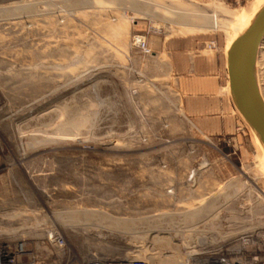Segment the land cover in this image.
I'll return each instance as SVG.
<instances>
[{
    "label": "rangeland",
    "instance_id": "1",
    "mask_svg": "<svg viewBox=\"0 0 264 264\" xmlns=\"http://www.w3.org/2000/svg\"><path fill=\"white\" fill-rule=\"evenodd\" d=\"M262 1L0 0V239L55 221L82 254L167 258L194 250L225 216L244 221L239 206L264 215L259 143L235 107L232 136L197 129L183 110L193 67L177 80L160 50L199 32L201 51L218 53ZM169 10H216L229 24L199 27Z\"/></svg>",
    "mask_w": 264,
    "mask_h": 264
},
{
    "label": "built area",
    "instance_id": "2",
    "mask_svg": "<svg viewBox=\"0 0 264 264\" xmlns=\"http://www.w3.org/2000/svg\"><path fill=\"white\" fill-rule=\"evenodd\" d=\"M139 43L145 53H151L145 42ZM259 85L264 94V75L260 76ZM239 210L244 221L235 223L229 216L218 219L216 231L201 237L197 253L186 264H264V225L250 227V222L262 221L264 215L254 211L253 206L242 205ZM246 215L251 217L250 222ZM17 230V234L26 231ZM28 232L30 239L23 234L7 236L10 240L0 239V264H149L134 255L112 259L93 251L77 252L55 221L31 227Z\"/></svg>",
    "mask_w": 264,
    "mask_h": 264
},
{
    "label": "crops",
    "instance_id": "3",
    "mask_svg": "<svg viewBox=\"0 0 264 264\" xmlns=\"http://www.w3.org/2000/svg\"><path fill=\"white\" fill-rule=\"evenodd\" d=\"M200 6H205L212 2H228L229 0H183ZM264 5V0L250 15H253ZM190 10V9H189ZM193 11V23L199 27H203V23L210 21H218L221 24H229L219 19L218 13L202 12L201 10ZM171 15L177 17L179 14L173 10H169ZM183 15V14H182ZM181 14L179 20L186 21ZM187 16V15H184ZM197 17H200L197 19ZM189 22V21H188ZM198 34H181L170 36L161 44V54L167 58L170 65L171 73L181 82L186 79L184 77L183 66L192 65L194 73L193 96L184 107V114L193 125L199 129L204 135L210 137H226L232 136L235 132L237 118L236 111L233 106L232 97L229 90V76L227 69L226 52L232 44L233 37L229 44L224 42L223 50L216 53L206 54L202 52V37ZM226 40V39H225ZM233 40V41H232ZM232 41V42H231ZM222 43V42H221ZM222 45V44H221ZM264 45V43H263ZM262 45V46H263ZM262 49V47H261ZM264 54H259L258 60V78L260 79V63L264 65ZM148 197V196H146ZM153 199L146 201V205ZM152 209V207H151ZM67 213V212H66ZM72 211L68 215L72 217Z\"/></svg>",
    "mask_w": 264,
    "mask_h": 264
},
{
    "label": "water",
    "instance_id": "4",
    "mask_svg": "<svg viewBox=\"0 0 264 264\" xmlns=\"http://www.w3.org/2000/svg\"><path fill=\"white\" fill-rule=\"evenodd\" d=\"M264 42V6L227 53L235 109L264 150V98L259 87L258 56Z\"/></svg>",
    "mask_w": 264,
    "mask_h": 264
},
{
    "label": "bare ground",
    "instance_id": "5",
    "mask_svg": "<svg viewBox=\"0 0 264 264\" xmlns=\"http://www.w3.org/2000/svg\"><path fill=\"white\" fill-rule=\"evenodd\" d=\"M264 6V5H263ZM262 6V7H263ZM261 7V8H262ZM260 8V9H261ZM259 9V10H260ZM258 10V11H259ZM258 11L257 12H255L253 15H252V18L250 19V21H248V23H247V25L244 27V28H242L241 29V31L240 32H238L237 33V35H236V37H234L233 38V42H232V44L235 42V40L242 34V32L251 24V22H252V20L254 19V17H255V15L258 13ZM192 14H193V12H190V11H188V12H185V13H183V15H187V16H192ZM141 39V38H140ZM264 43V42H263ZM232 44L230 45V47L228 48V51L230 50V48H231V46H232ZM263 45V44H262ZM261 50V49H260ZM228 51L226 52V55H227V53H228ZM259 54H260V52H259ZM258 60H259V56H258ZM259 80V79H258ZM259 87H260V85H259ZM229 90H230V84H229ZM260 90H261V88H260ZM261 93H262V91H261ZM230 94H231V91H230ZM263 95V94H262ZM263 98H264V96H263ZM253 134V133H252ZM61 136V135H60ZM253 137L257 140V142L259 143V141H258V139L256 138V136L253 134ZM259 145H260V143H259ZM260 148H261V150H262V152H263V155H264V150H263V148L261 147V145H260ZM263 161H264V157H263ZM262 171V170H261ZM192 180V179H191ZM260 196V195H259ZM259 196H257V198L259 199ZM256 212H258V211H256ZM18 229V228H17ZM16 229V230H17ZM14 231V230H12V232H10L9 234H15L17 231ZM199 241H200V239H199ZM198 241V242H199ZM158 242H160L162 245L163 244H165V246L168 248V249H170V251H172L173 250V252H176V253H179L178 251H175V249L176 250H178L181 246H179V244L178 245H174V244H172V242H171V240H168V239H160V240H158ZM199 244V243H198ZM198 244H196V247H195V249L194 250H192V251H190V252H185L184 253V255H178V256H170V257H167V258H164L165 257V253H161V252H148L147 250H145V249H140L136 254H134V256H136V257H140V256H143V257H145V259L148 261V263L149 264H186V262H187V260H189V258H191L193 255H195L196 253H197V246H198ZM176 247V248H175ZM175 248V249H174ZM181 252V251H180Z\"/></svg>",
    "mask_w": 264,
    "mask_h": 264
}]
</instances>
